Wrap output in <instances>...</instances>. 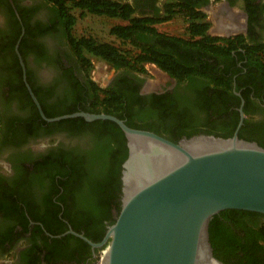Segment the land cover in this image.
<instances>
[{
  "label": "flooded vegetation",
  "instance_id": "af4514ba",
  "mask_svg": "<svg viewBox=\"0 0 264 264\" xmlns=\"http://www.w3.org/2000/svg\"><path fill=\"white\" fill-rule=\"evenodd\" d=\"M122 2L133 4L136 8L134 16L138 18L163 17L167 4L189 3L190 7L203 15L202 21L209 25L206 36L214 40L217 46L214 52L188 48L171 40V37L189 39L191 33L169 34L158 28L162 23L155 27L169 38H152V41L176 49L177 55L188 58L193 64L192 68L205 69L211 75H192L181 80L153 63L145 64L147 73L115 68L106 63L110 74L105 84L90 75L99 87L122 92L134 103L132 109L135 110L156 107L161 101L156 100L157 97H166L163 101L166 106L180 110L186 103L200 100L203 93L207 94L206 97L213 96L215 90H212V80H231V92L222 91V102L211 99L212 104L232 113L237 111L239 118L242 110L245 119L264 120V72L257 65L258 55L264 62V48H259L264 45V0ZM0 18L3 24L0 28V46L16 38L20 26L15 52L20 62L23 83L30 95L21 60L25 65L28 85L36 97V90L40 94L37 99L43 112L44 107L63 112L72 108L81 112L84 105L89 109L92 102L91 84L68 42V35L54 4L49 0H0ZM185 18L188 20L189 16ZM201 37L198 35L194 40ZM22 42L25 56L19 49ZM229 43H234V46L226 55L218 46ZM94 59L101 60L93 57V64ZM11 67L8 65L6 70L10 71ZM6 92L4 88L3 95L6 96ZM231 93L239 99V105H236ZM30 98L33 101L31 95ZM30 117L29 109H22L17 100H12L9 108L2 110L1 114L0 264H91L98 249L93 248L90 242L99 244L103 241L106 233L101 242L93 238L101 235L103 229L108 230L110 221L92 223L93 228H88L92 238L87 237L84 230H75L72 223L81 221L82 210L85 209L75 200L72 189L67 187H72V184H67L65 188L61 184L67 180L58 174L61 165L53 162L47 167L42 166L48 156L71 155L77 147L88 150L89 138L72 134L66 127L49 129L48 125L42 124L45 120L41 115L38 122L30 120ZM19 118L29 120L28 124L15 122ZM10 121L14 123L12 128L9 127ZM31 124L32 130L27 127ZM110 214L113 218L118 214L114 205ZM262 223L264 218L249 215L247 211L227 210L219 215L220 225L217 228L222 245L227 250V254L222 256L224 264H264V249L254 253L257 232ZM71 231L83 235L89 242Z\"/></svg>",
  "mask_w": 264,
  "mask_h": 264
},
{
  "label": "trees",
  "instance_id": "16d2710c",
  "mask_svg": "<svg viewBox=\"0 0 264 264\" xmlns=\"http://www.w3.org/2000/svg\"><path fill=\"white\" fill-rule=\"evenodd\" d=\"M49 2L53 3L57 9L62 25L68 35V42L78 56L83 71L91 84V106L87 109L83 104V111L116 116L124 120L131 128L151 131L174 142H179L184 137L191 138L201 134L226 139L233 137L240 121L238 112L232 113L227 109H219V107L212 104L213 101L211 100L216 99L222 102L223 92L225 90L231 92L232 90L231 80L225 82L212 80L211 82L214 85L212 90H215L213 96L206 97L207 94L203 93L200 100L188 102L180 110L166 106L163 102L166 97H157L156 100L161 101L158 102V105H155L156 107H150L147 110H135V108L132 109L134 103L122 92L113 88L103 89L90 78L94 68L93 57L100 58L115 68H128L140 73H147L145 64L153 63L170 76L181 80L186 77L191 78L192 75L205 74L210 76L211 73L205 72V69L192 68L193 64L188 61V58L177 55L175 53L176 49L160 46L152 41V38H169V36L159 32L155 25L170 21L177 14H183L185 17L189 16L186 31L191 33V38L178 40L171 37L170 39L178 41L188 48L214 52L217 46L214 44V40L206 36L209 25L202 21L203 15H200L195 8L190 7L189 3H186V5H182V3L167 4L166 13L163 17L138 18L134 16L136 13L135 6L128 2H122V0H49ZM74 10L80 11L79 17L92 15L119 20L121 24L115 25L110 31L111 36L118 43L101 41L92 35L75 36L74 29L78 17L73 13ZM18 29L19 35V25ZM18 35L0 46V82L2 87L7 89L6 96L3 95L5 99L4 107L7 110L11 105V101L17 100L22 109L24 107L29 109L31 113L30 120L38 122L41 117L25 88L20 62L15 52ZM198 35L202 37L194 40ZM233 46L234 43H229L218 47L222 48L226 55H229ZM23 47L24 42L21 43L19 49L25 56ZM259 48L263 49L264 45ZM257 58V65L264 72V62L260 55ZM8 65L12 66L10 71L6 70ZM35 93L39 99L38 90ZM243 95L246 97L245 93ZM234 99L236 105H239V99L236 97ZM248 99L247 94V101ZM81 101L84 102L85 100L82 99ZM44 112L47 117L54 118L77 112V110L72 108L63 112L44 107ZM1 114L0 110V121ZM17 121L28 124L29 120L19 118L15 120V122ZM12 122H9L11 128L14 125ZM42 124L48 125L49 129L52 127H66L72 134L88 136L89 138L88 150L77 147L71 155L48 156L42 166L47 167L53 162H58L61 165L58 174L67 178L61 184L64 188L67 184H72V187H67L72 189L76 196L75 200L85 209L82 210L83 218L81 221L72 223V225L75 230H84L86 236L92 238L93 235L88 232V228L94 226L92 223H102L104 220H109V224L112 225L115 223L116 218H113L110 214V209L114 205L118 214L121 211L122 166L128 157L126 137L119 126L110 121L87 123L82 118H75L56 123L42 121ZM27 127L32 130L33 125H27ZM239 138L256 142L264 148V120L255 121L250 117L245 119L239 132ZM104 212H107L106 215H102ZM247 214L264 218L263 215L257 213L247 212ZM219 225V215H216L210 221L209 233L214 254L222 261V256L227 254V250L222 245L223 242H221L219 236L217 228ZM106 231L107 228L103 229L101 235L95 236L96 238L93 239L96 242H101ZM257 233L254 253L264 249V223L261 224Z\"/></svg>",
  "mask_w": 264,
  "mask_h": 264
},
{
  "label": "water",
  "instance_id": "95a60500",
  "mask_svg": "<svg viewBox=\"0 0 264 264\" xmlns=\"http://www.w3.org/2000/svg\"><path fill=\"white\" fill-rule=\"evenodd\" d=\"M18 48L19 44V53ZM21 62L30 95L45 121H110L126 137L121 211L103 241L90 242L93 248L107 247L103 264H224L210 242L212 218L227 210L264 216V148L239 138L245 121L242 110L233 137L201 134L179 142L131 128L105 113L81 111L48 118Z\"/></svg>",
  "mask_w": 264,
  "mask_h": 264
},
{
  "label": "rangeland",
  "instance_id": "374dc122",
  "mask_svg": "<svg viewBox=\"0 0 264 264\" xmlns=\"http://www.w3.org/2000/svg\"><path fill=\"white\" fill-rule=\"evenodd\" d=\"M131 1V0H129ZM169 2L170 0H166ZM73 13L78 17L77 24L74 29V35L77 37L80 36H95L101 41L114 42V37L110 35L111 29L118 24H121L120 21L115 19H108L105 17H95L92 15L80 16V11L74 10ZM2 19L0 18V28L2 27ZM188 26V20L183 16V14H177L170 21L162 23L158 28L161 31L167 32L169 34L175 35H184L186 33V28ZM92 77L102 84H105V80L109 73V67L105 62L101 60L94 59V68L91 72ZM3 89L0 82V110H5L4 108V97H3Z\"/></svg>",
  "mask_w": 264,
  "mask_h": 264
},
{
  "label": "built area",
  "instance_id": "2783aa9c",
  "mask_svg": "<svg viewBox=\"0 0 264 264\" xmlns=\"http://www.w3.org/2000/svg\"><path fill=\"white\" fill-rule=\"evenodd\" d=\"M107 247H102L100 249L97 250L95 257L93 259V261L91 262V264H103V258L106 254V249Z\"/></svg>",
  "mask_w": 264,
  "mask_h": 264
}]
</instances>
